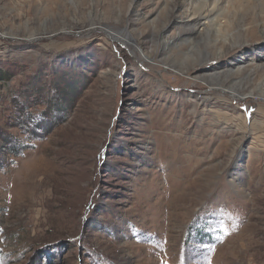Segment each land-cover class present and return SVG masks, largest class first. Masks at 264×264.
Instances as JSON below:
<instances>
[{"label": "rangeland", "instance_id": "1", "mask_svg": "<svg viewBox=\"0 0 264 264\" xmlns=\"http://www.w3.org/2000/svg\"><path fill=\"white\" fill-rule=\"evenodd\" d=\"M0 67V126L78 94L0 140V264H264V0H0Z\"/></svg>", "mask_w": 264, "mask_h": 264}, {"label": "trees", "instance_id": "2", "mask_svg": "<svg viewBox=\"0 0 264 264\" xmlns=\"http://www.w3.org/2000/svg\"><path fill=\"white\" fill-rule=\"evenodd\" d=\"M10 79V77H7L5 69L0 67V84L1 82H9ZM53 90L54 91L50 95L51 99L49 98L47 101L49 106L46 105L47 108L50 107V111H45V114L39 115L40 117L33 114L31 110H29L28 105H24L20 97H18L19 100L14 97L11 99L8 110L12 109V111H10L11 115L7 117L9 123L6 126H0V140L5 146L7 152H12L17 155L21 150H24V146H26L25 143L36 141V139H45L51 132V129L57 125L58 118L54 117L53 120L52 114L63 112L62 115H67L72 111L74 108L73 106L78 99V94L75 88L72 85L62 86L61 84L59 86H53ZM33 93L37 96H44L46 92L43 91V88L37 85V88ZM31 97L33 98V95H31ZM59 99H65L67 102L64 110L62 109L63 107H61L60 102H58ZM35 101L31 100L29 104H34ZM9 130H17L20 136L22 135L26 137V142L21 141V138L14 137ZM2 162L3 159L0 157V166ZM189 235V241L191 244L192 235ZM40 259H38L37 264H41V262L48 263V257L40 256Z\"/></svg>", "mask_w": 264, "mask_h": 264}, {"label": "bare ground", "instance_id": "3", "mask_svg": "<svg viewBox=\"0 0 264 264\" xmlns=\"http://www.w3.org/2000/svg\"><path fill=\"white\" fill-rule=\"evenodd\" d=\"M207 2H208V1L205 2V4L202 6V8L200 9V12H199V17H203V18L206 20V22L203 23V24H204L203 26H206L207 29H209L210 26H211V27H217V26H220L219 24L214 23L215 20H211V19H210L211 14H210L209 11H208V4H207ZM243 22H244V24L247 23L246 20L243 21ZM244 122L248 124V122H247V120H246L245 117H244ZM258 122H259L258 119H257L256 117H253V121H251V125H252L251 127L256 126V124H258ZM247 124H246V126H247ZM251 127H250V128H251ZM256 127H257V126H256Z\"/></svg>", "mask_w": 264, "mask_h": 264}]
</instances>
